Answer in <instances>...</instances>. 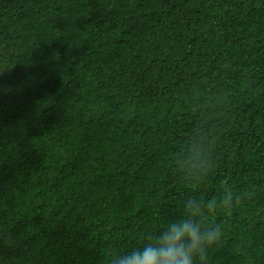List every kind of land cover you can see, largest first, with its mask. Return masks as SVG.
<instances>
[{"label": "trees", "instance_id": "16d2710c", "mask_svg": "<svg viewBox=\"0 0 264 264\" xmlns=\"http://www.w3.org/2000/svg\"><path fill=\"white\" fill-rule=\"evenodd\" d=\"M190 200L207 264H264V0H0V264H109Z\"/></svg>", "mask_w": 264, "mask_h": 264}, {"label": "clouds", "instance_id": "9594fccd", "mask_svg": "<svg viewBox=\"0 0 264 264\" xmlns=\"http://www.w3.org/2000/svg\"><path fill=\"white\" fill-rule=\"evenodd\" d=\"M221 203L230 207L231 196ZM185 207L188 215L172 221L142 248L111 255L109 264H207V249L219 240L220 227L204 226L198 202L190 200Z\"/></svg>", "mask_w": 264, "mask_h": 264}]
</instances>
